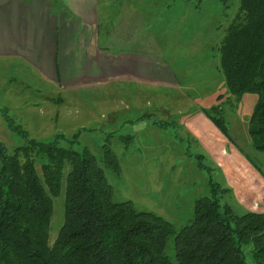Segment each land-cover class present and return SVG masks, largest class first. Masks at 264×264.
I'll return each mask as SVG.
<instances>
[{"label": "rangeland", "instance_id": "obj_1", "mask_svg": "<svg viewBox=\"0 0 264 264\" xmlns=\"http://www.w3.org/2000/svg\"><path fill=\"white\" fill-rule=\"evenodd\" d=\"M122 2L111 0L104 10H97L99 19L95 28L99 46L105 35L119 32L124 13ZM137 2L143 24L138 33L124 41V48H143L144 41L146 55L170 69L177 87L115 80L96 89H63L62 85L53 88L44 75L17 60L0 61V143L9 151L24 144L20 134L5 126L4 116L28 139L49 142L58 138L59 146L71 147L96 160L111 187L113 202L127 201L137 212L162 218L173 233L191 222L193 203L201 197L217 199L220 212L227 206L235 216L264 213V195L251 178L257 174L264 180V152L253 148L247 134V118L256 96L243 94L238 103L232 104L216 52L224 28L237 11L238 0H136L135 6ZM117 43H112L115 55ZM186 98L193 104L188 103L185 108L201 107V113L214 105L220 107L229 137L225 140L240 158L230 155L228 146L223 154L226 160L196 153L188 138L179 137L175 132L177 123L169 115L182 108L174 105V100ZM157 100L172 103L163 107L171 111L162 114L157 111L160 106L155 105ZM154 144H160L161 154L167 152V156L162 155L159 160ZM104 148L115 156L118 173L103 165ZM243 164L251 170H245ZM35 169L40 176L38 164ZM68 170L65 164L56 194H48L51 200L48 245L63 222L64 178ZM239 179L243 181L242 191L246 184L249 190L257 188V194L244 191L239 197L231 185ZM209 181L217 186L215 194L210 192ZM172 236L165 244V254L170 260H173ZM244 259L246 264H255L246 253Z\"/></svg>", "mask_w": 264, "mask_h": 264}, {"label": "trees", "instance_id": "obj_2", "mask_svg": "<svg viewBox=\"0 0 264 264\" xmlns=\"http://www.w3.org/2000/svg\"><path fill=\"white\" fill-rule=\"evenodd\" d=\"M216 52L232 104L243 94L256 96L247 134L253 148L264 152V0H238ZM203 114L228 141L220 107ZM10 121L4 116L24 144L9 151L0 143V264H246L244 253L264 264V213L235 216L227 206L220 212L217 199L201 197L193 203L191 222L173 233L162 218L137 212L127 201L113 202L92 156L59 146L58 138L28 139ZM101 161L119 172L109 149ZM65 164L63 222L48 245V194H56ZM208 186L215 194L217 186ZM171 234L173 260L165 254Z\"/></svg>", "mask_w": 264, "mask_h": 264}, {"label": "crops", "instance_id": "obj_3", "mask_svg": "<svg viewBox=\"0 0 264 264\" xmlns=\"http://www.w3.org/2000/svg\"><path fill=\"white\" fill-rule=\"evenodd\" d=\"M138 2L137 6L136 0L122 2L124 13L121 14V23H115L120 26L119 32L113 36L105 35V41L99 46L95 28L99 19L97 10H104L111 0H0V61L17 60L44 75L53 88L62 85L63 89H96L115 80L177 87L170 69L146 55L144 41L143 48H124V41H129L130 35L138 33L143 24ZM144 7L145 4L141 8ZM114 41L118 42L116 55L112 52ZM71 74L77 75L74 78L66 77ZM58 76L62 78L58 79ZM154 103H160L156 110L162 114L166 111L163 107L170 102L157 100ZM175 103L182 108L169 115V119L177 123L175 132L179 137L190 140L189 145L192 144L194 152L224 159L223 154L228 146L229 154L237 155L233 146L201 113V107L195 110L185 108L188 103L193 104L187 98L175 99ZM159 146L154 144L153 148L161 160L167 152L161 154ZM243 165L245 170L250 169ZM227 170L232 174L230 165ZM251 178L264 195V180L257 174ZM156 181L158 183V179ZM242 182L241 179L238 183L231 182L239 197L244 191L256 194L259 191L257 188L249 190L246 184L242 191Z\"/></svg>", "mask_w": 264, "mask_h": 264}]
</instances>
